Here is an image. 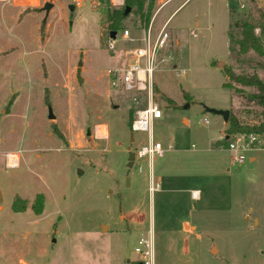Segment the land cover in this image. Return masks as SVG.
Here are the masks:
<instances>
[{
    "label": "rangeland",
    "instance_id": "374dc122",
    "mask_svg": "<svg viewBox=\"0 0 264 264\" xmlns=\"http://www.w3.org/2000/svg\"><path fill=\"white\" fill-rule=\"evenodd\" d=\"M69 5L0 0V264H138V241L152 230L156 264H264V152L238 163L221 139L231 117L252 127L264 120L259 89L238 83L256 75L264 86V51L232 52L229 34L240 38L246 22L264 26V2L155 1L147 28L169 22L171 36L161 53L169 61L155 73L163 116L136 133L131 96L113 89L107 71L124 63V49L143 45L122 32L142 36L135 26L146 25L133 8L110 51L108 7L126 0H86L73 14ZM207 107L228 110L229 121ZM151 141L165 150L153 157L161 177L153 194L151 158L127 167L129 152ZM184 220L193 235L181 231Z\"/></svg>",
    "mask_w": 264,
    "mask_h": 264
},
{
    "label": "built area",
    "instance_id": "2783aa9c",
    "mask_svg": "<svg viewBox=\"0 0 264 264\" xmlns=\"http://www.w3.org/2000/svg\"><path fill=\"white\" fill-rule=\"evenodd\" d=\"M7 1V0H2ZM69 4L75 7H81L86 0H66ZM240 9H245L247 6L255 2L264 0H230ZM114 6L122 5L120 0H112ZM169 23V22H168ZM168 23L163 25L159 31L154 32L151 23L147 28L145 35L142 39V46H135L133 48L124 49L122 51L123 64L118 67L108 69L107 74L110 78L111 86L113 89L122 90L131 96L132 103L134 104V116L130 125L132 132H150L154 120L161 119L163 116L161 106L156 100L155 92V73L161 63L169 61L161 56L164 50L170 47V33L168 32ZM122 38L135 42L136 39L131 38L130 32L124 30ZM116 39L109 41V50H116ZM171 59V57H169ZM204 123L210 124L207 118ZM225 141L226 138H221ZM228 149L234 153L233 159L238 163L245 162L248 152H264V134L259 133H239L229 137L226 140ZM164 148L159 142H152L145 147L140 148L135 152V161L145 157L151 158L156 155L162 157L164 155ZM15 157L7 155V165L15 167ZM142 167L140 166V169ZM153 186V185H152ZM159 185L151 187V192L158 191ZM193 199H197L199 192L193 191L191 193ZM136 253L140 256V263L138 264H156L154 252V239L150 234L142 236L138 241L135 249Z\"/></svg>",
    "mask_w": 264,
    "mask_h": 264
},
{
    "label": "trees",
    "instance_id": "16d2710c",
    "mask_svg": "<svg viewBox=\"0 0 264 264\" xmlns=\"http://www.w3.org/2000/svg\"><path fill=\"white\" fill-rule=\"evenodd\" d=\"M156 0H126V6L123 9H113L112 7H108V22H109V29L110 31H116L122 29L121 22L125 19L123 16V13L125 11L126 7H131L132 9L135 8L136 12L140 16V21L146 27L149 24V21L152 16V10L153 5ZM147 4V6H146ZM261 27V36H257L255 34V29ZM230 34L231 40L234 42H231L232 45L230 46V49L232 52H237L240 55H245L250 50H254L258 54H263L264 51V26L261 24H253V23H245L241 28V35L240 38L235 39V37ZM236 46L239 47L238 50H236ZM238 83L242 84V86H255L259 89L260 95L254 96V98L257 99V101L260 104L264 105V98L262 95L264 94L262 90V85L259 82L256 75L252 76H240L238 79ZM223 87L225 89L231 88L229 84H224ZM235 92L237 94H241L244 92L241 88H234ZM170 101V99L168 100ZM170 103H172L170 101ZM169 104V103H168ZM169 106V105H168ZM134 111H131V119H130V125L133 120L132 115ZM239 133H259L264 134V120L260 125L257 126H249V125H243L241 124L237 119L231 117L230 123L226 131V136L232 137L233 135L239 134ZM226 142V140H225Z\"/></svg>",
    "mask_w": 264,
    "mask_h": 264
},
{
    "label": "crops",
    "instance_id": "0c3cea01",
    "mask_svg": "<svg viewBox=\"0 0 264 264\" xmlns=\"http://www.w3.org/2000/svg\"><path fill=\"white\" fill-rule=\"evenodd\" d=\"M27 1V2H26ZM21 2H22V4H24L25 6H29V5H33V6H40L41 5V0H21ZM31 2H33L32 4H31ZM120 2H123L124 3V0H120ZM171 1H169L168 3H163V5H162V9L166 6V5H168L169 3H170ZM183 3H185V2H183ZM182 3V4H183ZM47 3L45 2V5H46ZM165 5V6H164ZM177 9V8H176ZM173 10V12H172V14H170L169 15V17H168V21H170L171 20V18L175 15V13H176V11L177 10ZM161 10H159V12H160ZM157 14H158V12H157ZM156 14V15H157ZM155 15V16H156ZM153 29H154V27H153ZM161 29V28H160ZM160 29H158L157 31H159ZM146 30H147V27L146 28H143V26H142V24H139V21H137V25L135 26V31L138 33V31H142V32H144V34L142 35V36H136V37H132V32L129 30V32H130V36H131V38H133V39H136V41L135 42H129V43H133V44H139V43H142V39H143V37H144V35H145V32H146ZM125 40V39H124ZM127 41V40H126ZM189 122V121H188ZM225 136V135H224ZM133 137V136H132ZM132 139V138H131ZM133 139H134V137H133ZM220 140V139H219ZM160 143V142H159ZM220 145H222V144H220ZM192 148L193 149H196L197 148V145L196 144H192ZM260 156H257V155H254L253 157H251L250 158V161H251V163H255L257 160H258V158H259ZM153 162V161H152ZM152 162H151V167H150V184L151 185H154L155 186V184H157V185H159V188H158V191H160L161 190V184H160V180L159 179H161V177H159L158 178V182H156L155 181V171H154V169H153V165H152ZM158 191H156V192H158ZM193 191H197V192H199V195H198V198L197 199H193L192 198V195H191V193L193 192ZM155 193V192H154ZM153 194V193H152ZM201 198V192H200V190L199 189H197V188H193V189H191V191H190V199L192 200V201H197V200H199ZM184 234H188V235H193L194 234V232L196 231V227L191 223V222H189V221H187V220H184L183 221V226H182V230H181ZM151 233H152V235H153V230L151 231Z\"/></svg>",
    "mask_w": 264,
    "mask_h": 264
},
{
    "label": "water",
    "instance_id": "95a60500",
    "mask_svg": "<svg viewBox=\"0 0 264 264\" xmlns=\"http://www.w3.org/2000/svg\"><path fill=\"white\" fill-rule=\"evenodd\" d=\"M53 7V4L52 3H47L45 6H44V9L46 10V16H48L49 14V11L50 9ZM69 8V11L73 14L74 11H75V6L74 5H69L68 6ZM132 11V8L131 7H126L125 8V11L123 13V16L124 17H127ZM117 33L116 31H110L109 35H110V38L112 40L116 39L117 37ZM222 66V63H220V67ZM262 87V90L264 92V86H261ZM262 97L264 98V94L262 95ZM206 111L207 113H210V114H214V115H217V116H220L223 118V120L225 122H228L229 121V118H230V112L228 110H222V109H215V108H210V107H207L206 108ZM49 118H54V115H53V111H52V107L49 106ZM133 139V137H132ZM134 163H135V153L134 152H129V158H128V165L127 167L129 169H131L133 166H134Z\"/></svg>",
    "mask_w": 264,
    "mask_h": 264
},
{
    "label": "bare ground",
    "instance_id": "6f19581e",
    "mask_svg": "<svg viewBox=\"0 0 264 264\" xmlns=\"http://www.w3.org/2000/svg\"><path fill=\"white\" fill-rule=\"evenodd\" d=\"M98 131H99V133H100V136L106 138V136H107V133H106L107 129H106V127H100V128L98 129ZM99 133H98V134H99ZM14 157H17V156L14 154Z\"/></svg>",
    "mask_w": 264,
    "mask_h": 264
}]
</instances>
